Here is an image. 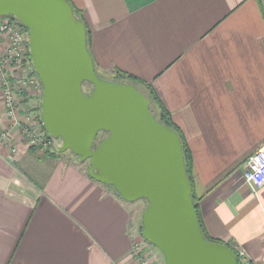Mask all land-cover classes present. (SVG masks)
Returning a JSON list of instances; mask_svg holds the SVG:
<instances>
[{"label": "crops", "instance_id": "0c3cea01", "mask_svg": "<svg viewBox=\"0 0 264 264\" xmlns=\"http://www.w3.org/2000/svg\"><path fill=\"white\" fill-rule=\"evenodd\" d=\"M67 1L91 31L96 70L148 83L182 132L206 235L264 264V186L254 194L243 180L246 160L264 143L256 1ZM7 127L0 94V134ZM13 135L17 155L0 145V264H137L126 202L92 180L84 162L60 156L38 169L36 149Z\"/></svg>", "mask_w": 264, "mask_h": 264}, {"label": "water", "instance_id": "95a60500", "mask_svg": "<svg viewBox=\"0 0 264 264\" xmlns=\"http://www.w3.org/2000/svg\"><path fill=\"white\" fill-rule=\"evenodd\" d=\"M28 34L31 68L41 85L39 115L51 148L89 164L88 176L126 203L146 201L142 238L165 264H237L232 250L206 241L192 203L177 133L157 122L132 83L100 78L86 30L67 0H0V18ZM91 87L89 95L82 85ZM85 85V86H86ZM107 136L94 147L97 135Z\"/></svg>", "mask_w": 264, "mask_h": 264}, {"label": "built area", "instance_id": "2783aa9c", "mask_svg": "<svg viewBox=\"0 0 264 264\" xmlns=\"http://www.w3.org/2000/svg\"><path fill=\"white\" fill-rule=\"evenodd\" d=\"M0 36L6 39L5 49L0 53V94L8 123L7 129L0 134V145L7 147L10 156L17 155L19 149L13 142L15 131L26 148H38L44 152L51 148L50 139L37 120L35 109L29 106L25 111H18L21 102L23 104L28 98L41 94V85L30 64L27 31L13 19L0 18ZM243 180L254 194L264 186V143L246 160ZM131 238V254L137 264H153L146 251L150 244L143 238ZM236 257L241 264H248L242 251H237Z\"/></svg>", "mask_w": 264, "mask_h": 264}, {"label": "trees", "instance_id": "16d2710c", "mask_svg": "<svg viewBox=\"0 0 264 264\" xmlns=\"http://www.w3.org/2000/svg\"><path fill=\"white\" fill-rule=\"evenodd\" d=\"M259 9H260V12H261V15L263 17V20H264V0H255ZM69 2V1H68ZM70 3V2H69ZM71 4V3H70ZM72 6V5H71ZM73 7V6H72ZM73 11H74V14L82 21L83 23V26L86 30V47H87V51L91 57V53H90V45H91V31L89 30L86 22L84 21L83 19V16H82V13L80 12V10H77L73 7ZM11 19V18H10ZM92 58V57H91ZM92 62H93V65H94V69L96 71V66H95V63L92 59ZM97 75L104 79L103 77H101L99 75V73L96 71ZM115 78L118 79V80H115L113 82H126V83H132L136 86V89L143 95L145 96L146 98H148L150 100V105H149V111L151 112V114L154 116L155 120L163 125H165L166 127H169L171 128L172 130H174L178 137L180 138V141H181V145H182V152H183V156H184V165L186 167V172H187V176H188V179H189V182L192 186V190H193V180H192V174H191V168H192V156H191V153H190V150L188 148V145L185 141V138L182 134V132L180 131V129L174 124V122L172 121L171 119V116L169 114V112L162 106V104L160 103L159 99L157 98L154 90L151 88V86L138 79L137 77H135L134 75H131V74H127V73H123V72H119V71H115V74H114ZM109 81H112V80H109ZM139 86L143 87L146 92H147V95L143 94L142 91H140L138 88ZM152 109H153V112H152ZM38 112H39V108H38ZM40 116V115H39ZM40 122H41V119H40ZM42 129L45 131L44 127L42 126ZM100 138H97L96 139V146L97 144L100 142ZM95 147V145H94ZM43 155L44 157L46 158H49L53 161L57 160L61 154L56 152L54 149L52 148H47L44 152H43ZM75 157V156H74ZM76 158V157H75ZM88 168H89V164H88ZM117 196L122 200V198L117 194ZM191 198H192V203L194 205V209H195V212H196V215H197V219H198V223H199V228H200V231L202 233V235L204 236V238L206 239V241H210V242H220L218 240H213L211 239L210 237H208L205 233V229H204V226H203V223L201 221V218H200V215H199V209H198V200L196 199L193 191H192V194H191ZM142 229V228H141ZM141 234V233H140ZM142 236V234H141ZM145 241V240H144ZM146 242V241H145ZM149 244V243H148ZM226 246H228L232 252L234 253V255L236 254V252L228 245V244H225ZM235 258H236V262L237 264H241V262L239 261V259L236 257L235 255Z\"/></svg>", "mask_w": 264, "mask_h": 264}, {"label": "rangeland", "instance_id": "374dc122", "mask_svg": "<svg viewBox=\"0 0 264 264\" xmlns=\"http://www.w3.org/2000/svg\"><path fill=\"white\" fill-rule=\"evenodd\" d=\"M0 38H1V36H0ZM1 40H2L3 48L5 49V44H6L5 40L6 39L2 38ZM97 72L99 73V75L101 77H103L106 80H112V81L118 80V79L115 78L114 73L111 76H108L109 74L108 75H104V74H102L99 71H97ZM86 88H87V90H89V86L88 85H86ZM138 89L140 91H142L143 94L147 95L146 90L142 86L141 87L139 86ZM39 106H40V95L36 96V101L34 102V105L30 106V108L35 109V115H36V118H37L38 121H40V116H39V112H38ZM3 110H4V108H3ZM18 111L21 112V110H18ZM152 112H153V109H152ZM34 149H36L35 150L36 151V156H35L36 157V167L38 169H41V170H48L50 168L49 166L52 165L51 162H54V161L49 159V158L44 157L42 151H40L38 148H34ZM61 156H62L61 157V161H63V162L68 163L70 161L71 163H74V164H78V162H79V161H77V159L70 152L62 153ZM83 168L87 171L88 162H84L83 163ZM108 188H109L108 190H109L110 193L114 194L115 196L117 195V193L114 191V189L112 187H108ZM126 204H127L128 216H129V220H128V235H129V237L134 236L135 239H137V240H142V236H141V234H142L141 217H142V213H143L147 203L144 200H138L136 202L126 203ZM132 233H134V234H132ZM129 240H130V238H129ZM146 251L150 253L149 259L152 261L153 264H165L163 255L160 253V251L156 247H154V246L152 247V246L149 245V248Z\"/></svg>", "mask_w": 264, "mask_h": 264}, {"label": "flooded vegetation", "instance_id": "af4514ba", "mask_svg": "<svg viewBox=\"0 0 264 264\" xmlns=\"http://www.w3.org/2000/svg\"><path fill=\"white\" fill-rule=\"evenodd\" d=\"M86 84H83L82 85V91H83V93L85 94V95H89L90 94V92H91V87L89 88V90H87V88H86V86H85ZM85 86V87H84ZM107 136V134L106 133H100V134H98L97 135V138H100L101 140L102 139H104L105 137ZM96 138V139H97ZM101 140H100V142H101ZM95 146H96V144H94ZM77 159V158H76ZM88 162V161H87Z\"/></svg>", "mask_w": 264, "mask_h": 264}]
</instances>
